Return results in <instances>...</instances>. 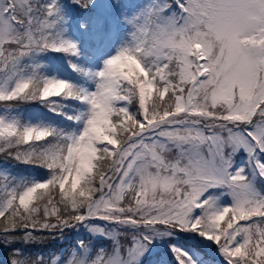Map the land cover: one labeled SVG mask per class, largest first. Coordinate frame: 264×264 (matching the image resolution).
<instances>
[{
    "label": "snow or ice",
    "instance_id": "6c2138e0",
    "mask_svg": "<svg viewBox=\"0 0 264 264\" xmlns=\"http://www.w3.org/2000/svg\"><path fill=\"white\" fill-rule=\"evenodd\" d=\"M0 246L264 264V0H0Z\"/></svg>",
    "mask_w": 264,
    "mask_h": 264
},
{
    "label": "trees",
    "instance_id": "16d2710c",
    "mask_svg": "<svg viewBox=\"0 0 264 264\" xmlns=\"http://www.w3.org/2000/svg\"><path fill=\"white\" fill-rule=\"evenodd\" d=\"M21 107L24 108L27 106H21ZM29 167L30 166L21 165L19 170L20 171H26L29 169ZM63 244H64L63 240H60L58 242L55 240L48 239V240L43 241L42 243H33V244H24L23 242L16 243V244L12 245V247L21 249L22 252H24V255L35 258V257H37L34 254L35 252H39L38 255H40V253H41V255H44L45 257H47L52 250H57V248ZM0 250L1 251L3 250L4 256L7 258L9 255V250L5 249L2 246H0Z\"/></svg>",
    "mask_w": 264,
    "mask_h": 264
},
{
    "label": "rangeland",
    "instance_id": "374dc122",
    "mask_svg": "<svg viewBox=\"0 0 264 264\" xmlns=\"http://www.w3.org/2000/svg\"><path fill=\"white\" fill-rule=\"evenodd\" d=\"M33 111H36V110L33 109ZM38 253H39V252H35V253H34L35 256H38ZM40 255H41V253H40ZM0 256H3V255L0 253ZM25 256H26V255H25ZM6 260H7V258H5V259H3V260L0 258V264H5Z\"/></svg>",
    "mask_w": 264,
    "mask_h": 264
}]
</instances>
